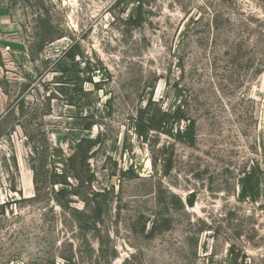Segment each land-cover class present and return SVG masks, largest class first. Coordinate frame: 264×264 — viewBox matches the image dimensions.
<instances>
[{"label":"rangeland","instance_id":"rangeland-1","mask_svg":"<svg viewBox=\"0 0 264 264\" xmlns=\"http://www.w3.org/2000/svg\"><path fill=\"white\" fill-rule=\"evenodd\" d=\"M0 1L9 10L0 116L22 98L25 111L50 98L43 125L53 167L77 188L67 159L82 138L98 140L84 169L96 180L69 197L71 210L53 200V191L71 188L46 175L40 200L30 201V148L19 126L13 142L0 143V264H264V0H144L140 27L129 22L132 0ZM60 61L77 65L79 93L57 92ZM150 99L162 112L181 109L171 135L137 134ZM190 122L192 145L178 138ZM12 152L20 194L3 166ZM257 168V190L243 199L242 180ZM130 170L134 177L122 175ZM111 188L96 228L85 199ZM164 220L168 229L148 236Z\"/></svg>","mask_w":264,"mask_h":264},{"label":"trees","instance_id":"trees-1","mask_svg":"<svg viewBox=\"0 0 264 264\" xmlns=\"http://www.w3.org/2000/svg\"><path fill=\"white\" fill-rule=\"evenodd\" d=\"M123 1L124 0H118V3L120 4ZM143 1L144 0H132V2L138 4L136 15H132L129 19V22L132 23V25L135 27H140L144 23ZM68 58L73 60V62L75 60L74 55H70V57ZM56 65V68L61 71V76L59 79L65 80L62 85L57 87V92L62 95H66V92H68L71 88H73L72 93L74 94H77L82 91V80L80 77L79 69H76L77 65H74V67L72 68L67 64L66 61H60ZM24 87V89L26 90L28 88V85H25ZM36 92L39 93V90L36 89ZM72 100L73 99L71 98L69 103L76 104L75 101ZM25 102L26 100L22 98L17 103V105L12 106L5 114H2L0 116V143L4 140L9 143L13 142V134L16 133V127L19 126L22 131V135L25 138L26 145L30 148V163L31 170L33 171V181L36 191L35 197L30 199V201L40 200L42 193L40 188L38 187V184L40 179H42L46 175L48 176L47 178H49V181L53 183V185H62L71 188V191L65 188L53 191L54 202L62 210H71L70 203H72L73 201H71V199L68 201L69 197L80 196V193H78V189L82 187L85 188L84 183L88 187L92 186V184L96 180V175L94 173H85L84 169L88 159L91 156L93 148L98 144V140L82 138L75 144L76 153L67 159L68 166L73 170L74 178L79 183V187L77 188L72 183H69L67 181V179L64 177V174L57 173L56 169L53 167L55 152L50 143L48 133L43 125V117L50 114V98L47 97L45 99V103L42 107H37L36 109H32L30 111H25ZM183 119L184 115L181 112V109H177L174 113L162 112L161 108L157 107V104L152 101V99H150L149 101H147L145 107L140 108V110L138 111L134 125L139 137L144 140H147L150 132L171 135L174 125H178ZM15 121L18 122V124L15 127H12L11 124ZM33 123L36 125H33ZM87 127L88 130H90L92 126L91 124H88ZM187 128L188 132L185 134H183L182 131L178 130V138L180 140H184V138H187L186 140H189V144L192 145L194 143V122H190V125ZM2 160L3 166L6 170L9 171V174L11 175L10 183L14 184V187L11 190L20 194L21 191H18L15 182V178L19 174L17 156L14 152H12L9 157L4 156ZM47 161H50V164L52 166L51 172L46 169ZM77 164H80V169H77ZM129 174L132 175V177L135 176L133 170L122 173L123 176ZM259 174L260 169L257 168L245 175V178L242 180L241 185V197L243 199L250 196L248 193L249 191L253 192L257 190L256 178H258L257 176ZM83 175L85 177L84 179ZM114 197L115 196L113 188L104 189L102 191L97 189H91L90 196L88 195V197H86L85 199V207L87 210H89L90 215H88V217L93 220L95 227L97 226V224L103 223V216L107 214L108 210L110 209ZM194 201L195 195L192 194L187 200V204L189 206H193ZM73 211L75 213H80V211L78 210ZM162 223L165 224L163 225L164 227H160V225H158L159 221H154L148 236L151 237L154 236L156 233L167 230L169 222L164 220ZM114 256H116L115 253Z\"/></svg>","mask_w":264,"mask_h":264},{"label":"crops","instance_id":"crops-1","mask_svg":"<svg viewBox=\"0 0 264 264\" xmlns=\"http://www.w3.org/2000/svg\"><path fill=\"white\" fill-rule=\"evenodd\" d=\"M7 15H9V10L7 8L6 2L0 1V29L1 27L5 26L7 24Z\"/></svg>","mask_w":264,"mask_h":264},{"label":"built area","instance_id":"built-area-1","mask_svg":"<svg viewBox=\"0 0 264 264\" xmlns=\"http://www.w3.org/2000/svg\"><path fill=\"white\" fill-rule=\"evenodd\" d=\"M5 49L8 51V50L10 49V47H9V46H7Z\"/></svg>","mask_w":264,"mask_h":264}]
</instances>
